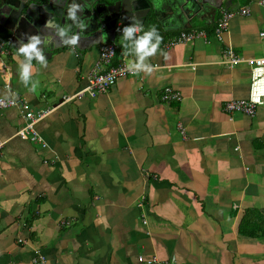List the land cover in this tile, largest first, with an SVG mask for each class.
Masks as SVG:
<instances>
[{
  "label": "crops",
  "instance_id": "1",
  "mask_svg": "<svg viewBox=\"0 0 264 264\" xmlns=\"http://www.w3.org/2000/svg\"><path fill=\"white\" fill-rule=\"evenodd\" d=\"M240 6L249 14L232 16L221 41L211 33L217 10L189 28L205 38L168 48L163 42L182 29L154 24L163 42L146 62L158 67L119 77L94 97L63 100L85 85L99 45L56 50L47 67L33 61L27 87L23 57L2 47L0 96L51 111L34 125L44 147L15 136L17 108L0 111V264H143L138 255L264 264V106L252 116L223 110L246 97L250 76L246 62L221 63L223 48L264 56V9L221 0L222 9ZM122 43L121 35L111 62L136 59ZM164 87L180 99L162 100ZM36 255L44 263L32 262Z\"/></svg>",
  "mask_w": 264,
  "mask_h": 264
},
{
  "label": "water",
  "instance_id": "2",
  "mask_svg": "<svg viewBox=\"0 0 264 264\" xmlns=\"http://www.w3.org/2000/svg\"><path fill=\"white\" fill-rule=\"evenodd\" d=\"M230 1V0H229ZM84 5V11L78 16L86 19L88 27L81 32L80 46L75 50L92 51L102 43L114 41L115 26L129 25L135 16L143 23V27H151L154 21L161 25L162 30L189 29L195 20L207 24L213 20L216 10L221 8V0H75ZM72 0H0V24L8 32V41L14 48L20 42H27L30 35H40L42 39L50 37L53 44L45 47L41 44L44 56L50 57L56 50L67 46L60 44V37L54 29L46 27L51 20L59 23L72 24L67 19V8ZM163 22L170 23L168 28ZM73 31L78 29L73 28ZM107 33V40L99 41L100 35ZM72 29L69 30L71 35Z\"/></svg>",
  "mask_w": 264,
  "mask_h": 264
},
{
  "label": "built area",
  "instance_id": "3",
  "mask_svg": "<svg viewBox=\"0 0 264 264\" xmlns=\"http://www.w3.org/2000/svg\"><path fill=\"white\" fill-rule=\"evenodd\" d=\"M255 2L259 7L264 9V0H255ZM218 13L212 34L216 40L221 41V34L223 30L226 29L228 20L236 14L247 16L249 14V9L247 6H240L235 10L219 8ZM124 26L126 25L117 24L115 26V34L122 35L121 30ZM198 37L205 38L203 30H181L175 36L167 38L162 46L163 48H168L175 43H185ZM2 47L3 42L1 41L0 50ZM116 48L117 45L114 41L100 44L94 65L85 77V85L72 94L64 96L63 100H71L84 94L89 97H94L98 93L105 92L117 78L132 75L128 71L124 62L118 61L115 64H111ZM222 55L223 59L221 60V63L228 67H232L240 62H246L250 66L248 92L246 97L227 100L223 105V110L226 112L238 111L245 115L252 116L256 107L264 106V56L243 59L234 54L231 47L228 45L223 48ZM152 65L154 68L158 67L157 64ZM161 99L164 101L179 100L180 96L170 87H164L162 89ZM11 107L17 108L22 117V123L16 129L15 136L20 140L44 147L45 143L35 130L34 125L51 110L41 109L33 111L28 102L21 96H0V111ZM2 145L3 140L0 139V148ZM141 221L145 225V220L142 219ZM144 231L148 233L146 225L144 226ZM136 259L143 264H175L172 259H159L156 256L143 257L138 255ZM44 261L45 260L41 255H36L32 258V262L44 263Z\"/></svg>",
  "mask_w": 264,
  "mask_h": 264
},
{
  "label": "clouds",
  "instance_id": "4",
  "mask_svg": "<svg viewBox=\"0 0 264 264\" xmlns=\"http://www.w3.org/2000/svg\"><path fill=\"white\" fill-rule=\"evenodd\" d=\"M84 5L76 3L72 0V3L67 8V19L72 24H65L63 27L59 23H55L51 20L46 22V27L54 29L56 35L60 37V44L69 47L73 52L80 46L81 32H84L88 27L85 18L78 16V12L84 11ZM132 23L122 28V46L127 50L129 49V42L131 44V51L134 53L136 59L126 64L128 71L133 75H139L144 73L145 75H151L154 71V66L148 63V59L153 57L160 51V45L163 42V37L155 26H151L148 30L143 29V23L135 16L132 18ZM73 28L78 31H73ZM72 29L71 35L69 30ZM142 33V34H141ZM107 40V33H103L99 37L100 42ZM43 44L48 47L53 44L50 37L42 39L40 35H30L27 42H20V46L17 48V55L23 57V61L19 63V80L27 87L33 77V61H36L42 67H47V60L43 54V49L39 47ZM129 52L125 51L124 55H128ZM166 57V53L161 52ZM38 84V82H37ZM37 84H33L29 89L35 92Z\"/></svg>",
  "mask_w": 264,
  "mask_h": 264
},
{
  "label": "flooded vegetation",
  "instance_id": "5",
  "mask_svg": "<svg viewBox=\"0 0 264 264\" xmlns=\"http://www.w3.org/2000/svg\"><path fill=\"white\" fill-rule=\"evenodd\" d=\"M36 1H38V2H40V3H42L44 0H36ZM111 2L112 1H115V0H110ZM217 11H219V9L217 10ZM215 13V12H214ZM155 22V24L157 25V26H160L161 27V25L158 23V22H156V21H154ZM194 23V22H193ZM170 23H167V22H163L162 23V26H164V27H166V26H168ZM193 25V24H192ZM2 34H6L7 35V38L6 39H0V42L2 41L3 42V47H7V48H11V49H15L14 48V46L13 45H11V43L8 41V32L2 27V25L0 24V35H2Z\"/></svg>",
  "mask_w": 264,
  "mask_h": 264
},
{
  "label": "trees",
  "instance_id": "6",
  "mask_svg": "<svg viewBox=\"0 0 264 264\" xmlns=\"http://www.w3.org/2000/svg\"><path fill=\"white\" fill-rule=\"evenodd\" d=\"M216 24V23H215ZM215 24H214V26H213V28H212V30H211V33H212V31H213V29H214V27H215ZM184 30H187V29H184ZM7 38V35L6 34H2V35H0V39H6ZM111 64H115L113 61L111 62Z\"/></svg>",
  "mask_w": 264,
  "mask_h": 264
},
{
  "label": "rangeland",
  "instance_id": "7",
  "mask_svg": "<svg viewBox=\"0 0 264 264\" xmlns=\"http://www.w3.org/2000/svg\"><path fill=\"white\" fill-rule=\"evenodd\" d=\"M120 36H121V35L116 34V37H115V39H114V42H117V41L119 40Z\"/></svg>",
  "mask_w": 264,
  "mask_h": 264
}]
</instances>
